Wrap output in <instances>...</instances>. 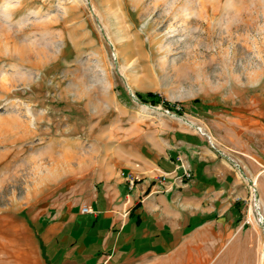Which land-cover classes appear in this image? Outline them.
<instances>
[{
    "label": "rangeland",
    "instance_id": "1",
    "mask_svg": "<svg viewBox=\"0 0 264 264\" xmlns=\"http://www.w3.org/2000/svg\"><path fill=\"white\" fill-rule=\"evenodd\" d=\"M184 135L235 171L241 200L128 264H264V0H0V264H51L37 233L59 200L92 201Z\"/></svg>",
    "mask_w": 264,
    "mask_h": 264
},
{
    "label": "crops",
    "instance_id": "2",
    "mask_svg": "<svg viewBox=\"0 0 264 264\" xmlns=\"http://www.w3.org/2000/svg\"><path fill=\"white\" fill-rule=\"evenodd\" d=\"M199 140L189 145L184 135V146L173 152L129 162L90 202L59 200L39 232L51 264H128L171 252L190 225L194 234L219 223L220 210L231 208V199L241 200L235 197L238 178ZM191 147L201 152L194 163L186 154ZM185 170L192 179L182 182ZM128 175L138 179L134 186ZM163 176L168 177L164 184ZM84 207L92 213L83 214Z\"/></svg>",
    "mask_w": 264,
    "mask_h": 264
},
{
    "label": "trees",
    "instance_id": "3",
    "mask_svg": "<svg viewBox=\"0 0 264 264\" xmlns=\"http://www.w3.org/2000/svg\"><path fill=\"white\" fill-rule=\"evenodd\" d=\"M136 96H137L138 100L144 104H150L152 106L162 105L169 112H173L179 116H183L184 114L190 113V111L192 109H195V110L202 109L201 101H199V100H195V101H192L191 103L185 104V105L180 107L181 108L180 110H178L175 104H172V103L164 100L160 95L148 93V94H137ZM188 106H190V109H187ZM237 204H239V203H237ZM194 228L195 227L193 225H190L189 231H193ZM37 238L40 242L42 251L45 254L46 249L40 240L39 232L37 233Z\"/></svg>",
    "mask_w": 264,
    "mask_h": 264
},
{
    "label": "built area",
    "instance_id": "4",
    "mask_svg": "<svg viewBox=\"0 0 264 264\" xmlns=\"http://www.w3.org/2000/svg\"><path fill=\"white\" fill-rule=\"evenodd\" d=\"M229 160H231V162L233 163L234 167L239 168V167H238V164L236 163V161H235L234 159H232L231 157H229ZM127 178H128V180H129L131 186H134V184L138 181V179L135 178V177H133V175H128ZM167 179H168L167 176H163V177L161 178V183L164 184V183L167 181ZM181 179H182V182L185 181V180H186V181L191 180V179H192V173H191V171H189V170H185V171H184V174H183V176H182ZM82 213H83V214H91L92 211L90 210V208H88V207H84V208L82 209Z\"/></svg>",
    "mask_w": 264,
    "mask_h": 264
}]
</instances>
